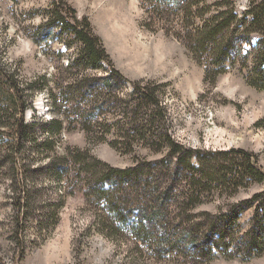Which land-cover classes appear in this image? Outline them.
I'll return each instance as SVG.
<instances>
[{
    "label": "rangeland",
    "instance_id": "obj_1",
    "mask_svg": "<svg viewBox=\"0 0 264 264\" xmlns=\"http://www.w3.org/2000/svg\"><path fill=\"white\" fill-rule=\"evenodd\" d=\"M54 1L58 0H0V62L21 88L29 85L31 89L26 92H33L22 97V103L10 101L13 91L0 78V264H264V254L246 257L234 252L247 241L244 236L249 228L247 222L256 203L240 214L239 234L236 241L232 239L230 246L224 248L226 251L211 258L199 255L168 258L158 253V245H153L150 239L141 242L132 233L139 226L154 234L163 233L158 222L146 220L139 209L130 207L120 214L125 224L116 222L117 233L110 239L97 227L98 220L109 215L108 201L85 195V175L72 178L75 174L68 170L62 173L63 180L58 181L53 172L63 162V156L76 148H86L96 159L120 169L147 161L159 163L169 149L157 151L137 143L130 152L125 151L124 145L116 150L108 144L117 141L114 133L105 135L107 142H97L93 135L85 134L80 115L85 102L79 100L80 93L88 88L81 86L80 93L73 95L66 94L65 87L80 77H99L105 71L87 70L79 76L66 70L67 62L76 57L79 44L73 43L71 36L57 26L51 25L48 34L39 29L46 24V10ZM156 1L63 0L76 18H88L94 34L101 39L114 68L123 77L117 83L122 97L129 98L131 84L135 82L158 87L167 132L184 149L194 151L189 164L196 169L197 176L201 168L229 166L232 158H242L244 154L264 170V90L248 85L238 64L229 67L226 64V73L213 83H206L205 59L196 58L177 36L185 31L180 30L178 19L173 17L174 2L163 0L166 12L157 17L153 7ZM254 1V5L264 3ZM251 2L234 0L237 18L245 15ZM57 9L66 13V6L61 3ZM72 13H66V18ZM246 19L250 16L246 15ZM238 36L234 35L231 47L233 53L239 51L242 57L258 37L251 33L248 40H239ZM64 42H72L71 47L66 48ZM96 82L89 89H106L104 82ZM114 85L111 81L113 90ZM55 99L57 105L53 104ZM20 110L24 123L38 122V141L47 136L40 128L44 123L55 117L63 121L60 136L52 138L53 151L44 147L36 151L29 144L21 146L15 133ZM113 110L118 109L114 106ZM107 112L104 110L100 118L104 116L105 122H112L116 118L114 111ZM156 168L162 171L165 167L156 164ZM179 168L178 172L183 169L184 174L193 173L183 166ZM262 187L261 184L240 187L233 195L226 189L212 190L193 209L194 218L199 222L207 220L250 198ZM50 204L53 206L48 208ZM50 209H58L57 217L47 216L41 222L42 212ZM183 246L189 250L188 242L182 243Z\"/></svg>",
    "mask_w": 264,
    "mask_h": 264
},
{
    "label": "trees",
    "instance_id": "obj_2",
    "mask_svg": "<svg viewBox=\"0 0 264 264\" xmlns=\"http://www.w3.org/2000/svg\"><path fill=\"white\" fill-rule=\"evenodd\" d=\"M172 2L175 4L171 9L175 14L173 17L178 19L177 25L180 26V30L185 31V34L177 36L184 40L196 58L205 59L206 83L208 81L213 83L219 75L226 73V64L228 67L238 64L247 84L257 90H264V3L254 5L255 1L252 0L250 9L244 16L237 18V14L233 12L234 0H214L211 3L207 0ZM60 3L66 6V13L69 11L72 13L73 10L63 0L54 1L53 6L46 10L48 12L46 24H42L39 29H44L48 34L51 25L57 26L60 31H65L71 36L73 43L79 44L76 57L67 62L66 70L69 73L75 71L79 76L87 70L105 71L99 77L95 75L80 77L79 80H74L77 82L67 83L65 87L66 94L73 95L80 93L81 86L85 85L88 88L84 93H80V103L85 102L80 114L84 120L82 130L87 136L93 135L97 142H107L105 135L114 133L119 138V140L116 138L118 142L108 141V144L116 150L123 149L124 145L125 151L130 152L134 144L141 143L153 150L168 148L169 151L166 158L159 163L147 161L137 163L132 168L120 169L96 159L86 148H76L63 156V162L58 164L53 172L56 173L58 181L63 180L62 173L68 170L75 174L71 176L72 178H80V174L85 175L88 182H85L87 185L85 195L108 201L106 211L109 215L99 219L97 227L110 239L117 233L116 222L120 220L119 224H125V219L120 214L123 215L122 211L130 207L139 209L146 220L158 222L163 233L154 234L142 226H139L141 230L134 228L132 233L135 239L138 238L141 242L150 239L153 245H158V253L165 254L168 258L180 255L186 258L195 255L211 258L226 251L224 248L230 246L232 239L236 241L239 234L237 231H240V214L256 203L247 222L249 228L244 235L246 239L241 238L247 241L243 248L238 249L237 246L234 252L246 257L264 254V170L244 154L242 158H232L229 166L220 164L201 168V174L197 176L194 173L196 169L189 164L194 151L184 149L167 132L165 110L158 97V87L151 88L148 84L135 82L131 84L129 98L122 97L124 95L119 94L118 85L123 81V77L114 68L101 39L94 34L88 18L86 16L76 18L74 11L70 18H66L68 14L57 9ZM164 3L163 0L153 3L157 17L161 12H166ZM246 15H249L250 19H246ZM236 33L240 35L239 40H248L251 33H256L258 37L254 46L252 45L242 57L239 56V51L234 53L232 51L231 46L235 42ZM40 35H43V32ZM72 42H64L66 48H70ZM0 78L5 79L8 89L13 91L9 95L10 101L20 100L22 103V97L33 95L32 91L26 92L31 86L21 88L13 74L7 73L1 62ZM96 81L104 82L106 89H89L97 83ZM111 81L115 82L114 90L111 89ZM91 100L94 103H89ZM54 102L53 104L57 105L56 99ZM104 102L110 107L106 108ZM114 106L118 110H113ZM104 110L109 114L113 113L111 110L114 111L116 118L112 122H105L104 116L100 118ZM22 112L23 110H20L15 130L21 146L29 144L36 151H41L43 147L44 150L53 151L52 138L60 136L64 129L63 121L55 117L44 123L40 128L47 136L38 141L36 138L38 122L24 123ZM228 153L233 154L234 151ZM169 163L172 164L171 168L168 166ZM156 164L165 167L161 168L163 172L158 171ZM180 166L193 173L184 174L183 169L178 172ZM251 184H261L263 187L250 198L233 204L222 213L200 222L195 220L192 211L203 202L206 193L221 188L230 190L233 195L240 187L247 188ZM52 206L53 204H50L48 208ZM57 214L58 209L42 212L41 222L47 216L55 219ZM184 242L190 245L189 250L182 247Z\"/></svg>",
    "mask_w": 264,
    "mask_h": 264
}]
</instances>
